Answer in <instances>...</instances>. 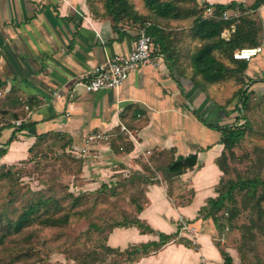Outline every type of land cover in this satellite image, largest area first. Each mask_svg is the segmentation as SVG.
<instances>
[{"label": "crops", "instance_id": "0c3cea01", "mask_svg": "<svg viewBox=\"0 0 264 264\" xmlns=\"http://www.w3.org/2000/svg\"><path fill=\"white\" fill-rule=\"evenodd\" d=\"M257 1L197 0L254 6L262 53L246 62L244 77L264 92V0ZM206 12L211 16L212 9ZM136 39L129 29L115 34L109 21L94 16L86 0H0V150L6 151L0 166L24 160L38 136L59 135L84 159V176L89 173L91 180L125 178L129 184L135 174L152 181L145 186L142 210L134 215L153 232L114 228L107 236L108 247L122 251L157 242L159 233L177 231L181 217L196 228L191 237L195 249L170 242L132 264H222L214 225L198 212L217 196L222 177L216 159L223 147L210 125H224L234 114L209 102L179 64L171 69L162 56L132 71L118 90L88 93L77 84L107 58L129 54ZM17 120L27 128L17 131L12 123ZM95 132L108 135V141L88 144L87 135ZM12 135L14 140L6 145ZM119 135L132 146L128 152L120 150ZM170 150L174 159L195 154L198 163L168 182L154 160ZM233 263L238 264L234 258Z\"/></svg>", "mask_w": 264, "mask_h": 264}, {"label": "trees", "instance_id": "16d2710c", "mask_svg": "<svg viewBox=\"0 0 264 264\" xmlns=\"http://www.w3.org/2000/svg\"><path fill=\"white\" fill-rule=\"evenodd\" d=\"M101 1L102 12L100 13L92 0H86L89 10L94 16L109 21L111 29L115 34L122 33L120 23L123 21L137 25L152 39L156 47L154 56H162L171 69L176 65L177 52L175 44L173 43V34L165 31V26L169 22L190 21L189 34L199 41L198 48L190 56L192 75L190 80L202 88L203 91H205L208 85L220 84L230 78L242 82L241 78L244 77L246 61L234 60L232 53L240 48L257 47L260 44L259 26L254 19L247 16H241L238 19H220L224 13L230 14L235 12L237 8H242L241 5L235 2L227 5H208L204 2L198 3L197 0H144V6L148 13L141 15L133 9L130 0ZM262 1L258 0L254 4ZM253 7L251 6L248 9L252 11L254 9ZM208 9H212L211 17L205 18L203 14ZM224 32H228V35H223ZM222 60L228 61V64ZM250 95L246 89L240 90L238 103L231 111L235 115L232 124H224L221 126L210 125V127L220 134L219 144L222 145L223 149L220 156L216 159V165L222 172V177L227 174L228 157L233 156V149L244 137L246 131L250 129L249 121L245 116ZM218 108L220 109L221 107ZM122 115L121 118H123ZM26 128V124H21L17 131H22ZM52 136L59 137L56 134L38 136L34 144L29 148L28 156L33 152L39 142ZM118 139L120 150L128 152L132 146L128 144V141H125V136L119 135ZM13 140L14 135L9 138L6 145H9ZM110 145L113 151L117 152L113 141ZM69 146L70 142L67 141L66 147ZM5 152V150H0V156L4 155ZM197 163L198 160L195 154L186 157L179 156L174 159L171 150L162 152L158 159L154 160L156 170L168 182L172 178L178 177L188 170H192L197 166ZM222 177L215 189L217 196L207 201L206 205L198 212V216L202 219H210L216 232L221 234L226 226H233L234 220L238 216L239 209L236 207L237 202L235 198L237 194L241 195L243 203L250 204L252 211L256 214V220H251L252 226H260L264 212L261 208L264 195L257 196L259 186L264 184L260 177L227 179L226 181ZM3 179L7 182H12L11 180L13 179L11 168L5 165H1L0 167V180ZM129 180V184H134L138 181L146 185L152 182L142 181L135 174L130 176ZM122 182L128 184L127 179H124ZM112 183L111 181L107 185H102L101 189L107 190L111 188ZM9 194L8 205H13L16 196L18 200L22 198L23 204L20 205L17 211H8L7 207L0 211V254L1 252L6 253L3 257H0V264H15L23 256H27L26 251H15L14 249L10 251L11 247H5V245L15 241L18 237H23V240L30 242L34 235L28 232V228L32 225L36 224L43 228L61 229L70 224L72 217L87 215L85 212L71 214L69 211H64L61 200L54 196H46L39 193L36 195H27V197L21 196L19 198L17 194H14L13 190H10ZM79 202H81L80 196L71 198L69 208H76ZM134 208L135 213H139L142 210V205H134ZM130 226L137 227L141 233L153 232L151 228L140 222L134 216L130 222L123 220L122 222L111 224L108 227L105 238L96 247L85 248L79 252L78 249H75L71 245V248H74V254L67 257V259L73 262V264H132L141 257L159 250L170 242L182 244L187 248H196L191 241L179 237L178 228L173 234L165 235L159 233L157 242L129 246L122 251L106 245L107 236L112 229ZM89 228L94 231L100 230V232L103 230L94 223H91ZM243 228L246 232L242 237V243H246L248 238L245 235L252 236L250 235L252 234V227ZM216 246L219 250L222 264H234L229 253L221 249L218 244ZM70 250H66L64 254L73 252ZM108 255H112L115 259L108 262L106 260ZM243 261L244 258L241 257V262ZM40 262L43 263L44 261L40 260Z\"/></svg>", "mask_w": 264, "mask_h": 264}, {"label": "rangeland", "instance_id": "374dc122", "mask_svg": "<svg viewBox=\"0 0 264 264\" xmlns=\"http://www.w3.org/2000/svg\"><path fill=\"white\" fill-rule=\"evenodd\" d=\"M92 2L98 10H102L101 0H92ZM130 2L137 13L141 15L148 13L144 0H130ZM227 15L234 19L241 16L254 19L248 8H237L235 12ZM203 17L210 16L205 11ZM120 27L132 30L137 35L141 31V28L128 21L121 22ZM189 27L190 21L169 22L165 26V31L173 34V43L177 52L176 64L180 65L183 73L192 76L190 56L198 48L199 41L189 34ZM222 61L228 64V61ZM241 79L242 82H239L230 78L223 83L208 85L205 88V96L209 102L228 111H232L238 103V94L241 89H246L251 94L248 109L245 111L250 129L233 149V156L228 157L227 174L222 179L226 181L259 176L264 183V92L258 90L253 80L245 77ZM234 116L229 118L226 124H232ZM66 143L65 139L48 137L39 142L24 160L5 165L11 168L13 179L12 182L0 180V211L6 207L8 211H17L23 204L21 196L27 197V195L40 193L60 199L64 211H69L71 214L81 212L87 214L72 217L70 224L61 229L32 225L28 228V232L34 235L30 242L23 240V237H18L5 245V247H11L10 251L13 249L26 251L27 256H23L15 264H73L67 257L74 254V248L80 252L85 248L96 247L105 238L111 224L123 220L130 222L135 216L134 205L145 203L146 185L138 181L134 184H124L122 181L125 178H120L118 181H112L111 188L102 190V185L111 182L102 183L91 180L89 173L84 176V159L73 154L70 146L66 147ZM10 190L21 198L18 200L16 196L13 205L7 204ZM261 195H264V184L260 185L257 191V196ZM79 196L81 198L79 205L74 209L69 208L71 198ZM235 198L236 207L239 209L238 216L233 226H226L221 234L215 232L214 242L227 253L230 252L238 264H264V212L260 226H252L251 220H256V214L252 211L250 204L243 203L241 195L236 194ZM261 208L264 211V200L261 202ZM91 223L103 230L100 232V230L90 229ZM243 227H252V234H250L252 236L245 235L249 239L246 243H242V237L246 232ZM179 237L193 243L192 236H187L180 231ZM71 245L74 248H71ZM68 249L73 252L64 254ZM5 254L1 252L0 257ZM241 257L244 258L243 262ZM113 259L115 258L112 255L106 257L108 262ZM40 260L44 262L41 263Z\"/></svg>", "mask_w": 264, "mask_h": 264}, {"label": "built area", "instance_id": "2783aa9c", "mask_svg": "<svg viewBox=\"0 0 264 264\" xmlns=\"http://www.w3.org/2000/svg\"><path fill=\"white\" fill-rule=\"evenodd\" d=\"M211 17V16H210ZM230 17L223 14L220 19L228 20ZM156 47L152 39L144 33L143 30L137 36L133 50L127 55H114L109 57L101 65L95 67L91 73L86 76L84 82H77L88 93H94L100 90H118L128 79L130 73L136 68L146 65H153V56ZM262 53L260 46L250 48H240L232 53V58L238 61L249 62L254 57ZM2 117L0 115V126L2 125ZM13 125L19 127L22 121L12 122ZM122 131L124 128H121ZM109 136L102 133H91L87 135L86 142L97 143L108 141ZM180 233L187 236L196 234V228L189 224L186 220L179 217L176 221Z\"/></svg>", "mask_w": 264, "mask_h": 264}]
</instances>
